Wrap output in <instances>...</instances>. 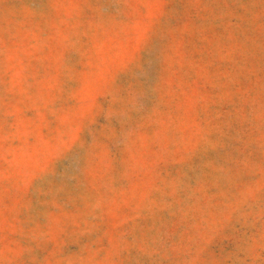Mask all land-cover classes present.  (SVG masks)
I'll return each mask as SVG.
<instances>
[{
    "label": "rangeland",
    "instance_id": "374dc122",
    "mask_svg": "<svg viewBox=\"0 0 264 264\" xmlns=\"http://www.w3.org/2000/svg\"><path fill=\"white\" fill-rule=\"evenodd\" d=\"M0 264H264V0H0Z\"/></svg>",
    "mask_w": 264,
    "mask_h": 264
}]
</instances>
